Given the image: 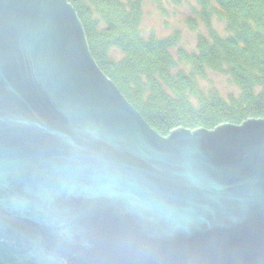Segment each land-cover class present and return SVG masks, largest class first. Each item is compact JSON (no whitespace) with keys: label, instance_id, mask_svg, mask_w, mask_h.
<instances>
[{"label":"water","instance_id":"1","mask_svg":"<svg viewBox=\"0 0 264 264\" xmlns=\"http://www.w3.org/2000/svg\"><path fill=\"white\" fill-rule=\"evenodd\" d=\"M0 264H264V117L160 136L67 0H0Z\"/></svg>","mask_w":264,"mask_h":264},{"label":"trees","instance_id":"2","mask_svg":"<svg viewBox=\"0 0 264 264\" xmlns=\"http://www.w3.org/2000/svg\"><path fill=\"white\" fill-rule=\"evenodd\" d=\"M195 1L207 36L197 38L194 52L174 56L176 33L142 35L141 0H67L97 67L160 136L264 117V0ZM212 17L224 22L226 36L211 29ZM178 64L189 71L174 72ZM207 71L226 75L239 93L224 98L201 89Z\"/></svg>","mask_w":264,"mask_h":264},{"label":"rangeland","instance_id":"3","mask_svg":"<svg viewBox=\"0 0 264 264\" xmlns=\"http://www.w3.org/2000/svg\"><path fill=\"white\" fill-rule=\"evenodd\" d=\"M126 1V0H121ZM142 20L141 32L144 37L154 35L165 38L173 34L178 35V43L172 54L175 56L177 49L185 52H194L196 40L199 36H207L208 26L199 17V7L195 0H141ZM210 27L217 34L226 36L225 24L217 17H212ZM115 54L114 52H112ZM189 71V67L178 64L174 72ZM198 85L203 90L215 89L227 98L237 95L239 90L230 83L224 74L207 71L204 79L198 80Z\"/></svg>","mask_w":264,"mask_h":264}]
</instances>
